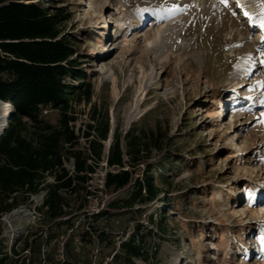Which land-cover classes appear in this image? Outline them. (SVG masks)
Here are the masks:
<instances>
[{"label":"rangeland","instance_id":"1","mask_svg":"<svg viewBox=\"0 0 264 264\" xmlns=\"http://www.w3.org/2000/svg\"><path fill=\"white\" fill-rule=\"evenodd\" d=\"M46 2L42 0L48 6ZM262 4L264 0H227L226 5L220 0L56 2L70 12L64 34L77 39L79 68L93 87L89 103L72 105L80 147H87L83 137L97 114L110 123L105 157L116 134H145L151 150L142 164L130 168L135 179L152 166L160 173L157 166L167 157L175 168L165 173L167 183L156 198L109 225L119 244L138 222L152 229L150 217L156 220L160 211L169 216L167 235L151 243L159 246L158 259L149 264H264ZM173 5L181 10L169 11ZM159 34L165 35L157 44ZM4 108L0 103V126L7 122ZM48 116L56 123V113ZM153 133L162 139L160 149L151 148ZM108 171L104 161L93 176L89 212L125 200L133 191L132 185L107 191ZM46 183H53V177ZM45 195L42 191L16 209L31 214L29 227L19 230L22 215L11 213L6 220L16 232L11 239L20 240L18 248L38 228ZM65 241L56 242L58 261ZM8 249L2 244V250Z\"/></svg>","mask_w":264,"mask_h":264},{"label":"trees","instance_id":"2","mask_svg":"<svg viewBox=\"0 0 264 264\" xmlns=\"http://www.w3.org/2000/svg\"><path fill=\"white\" fill-rule=\"evenodd\" d=\"M56 2L48 0L45 6L42 0H0V102L14 110L0 137V218L46 192L38 209V228L21 240L20 252L13 249L20 257L2 258L0 264H26L27 260L29 264H94L96 249L98 264L109 258L107 264H149L158 259L159 246L151 243L167 235L169 216L160 211L156 220L150 217L152 229L138 222L119 244L109 225L117 218L131 217L136 205L156 198L167 183L165 173L175 168L167 157L157 166L160 173L152 166L135 179L130 168L142 164L151 150L145 134H116L105 157L110 123L97 114L83 137L87 147H80L82 137L74 130L72 105L89 103L93 87L79 68L83 62L77 39L64 34L70 12L57 8ZM50 113L58 115L56 123ZM148 140L151 148H161L156 133ZM70 161L72 174L65 167ZM104 161L109 169L104 188L117 192L132 185L133 191L125 200L89 212L95 196L90 183ZM48 176L53 183H46ZM1 230L0 222V235ZM62 238H66L63 261H58L56 242Z\"/></svg>","mask_w":264,"mask_h":264},{"label":"built area","instance_id":"3","mask_svg":"<svg viewBox=\"0 0 264 264\" xmlns=\"http://www.w3.org/2000/svg\"><path fill=\"white\" fill-rule=\"evenodd\" d=\"M1 105H3L4 107L5 106H10L11 109L13 110V106L11 104H6V103H3V102H0ZM7 126V122L1 124L0 126V137L3 135L4 131H5V128ZM72 162V166L71 167H65L67 168V170L72 174L74 172V165H73V161ZM16 210V209H14ZM12 210L11 212L9 213H5V214H2L1 215V218H0V222H1V235H0V259L2 258H5V257H9V258H13V259H18L20 256H15L14 253H13V249L16 248L18 250V252L21 251V248H18V245H19V241L20 240H16L15 242L13 241V239H11L12 237V233L15 232V230L12 228V226L8 225L6 223V218L14 211ZM4 225V226H3ZM16 233V232H15ZM8 241H10L8 243ZM2 244L6 245L9 247L8 250H2ZM47 251L46 247L43 248V251L42 253L44 254L45 252ZM23 255H27V256H30V253L29 252H24ZM61 259L63 261V244H62V255H61ZM111 261V260H110ZM108 263V262H107ZM105 263V264H107ZM26 264H29V260L26 261Z\"/></svg>","mask_w":264,"mask_h":264},{"label":"bare ground","instance_id":"4","mask_svg":"<svg viewBox=\"0 0 264 264\" xmlns=\"http://www.w3.org/2000/svg\"><path fill=\"white\" fill-rule=\"evenodd\" d=\"M244 2V1H243ZM147 16V15H146ZM143 17H145V16H142V18ZM141 18V19H142ZM140 19V20H141ZM111 21H113V18L111 19ZM117 24L116 25H118V28L119 29H123L124 27H125V25H123L121 22H116ZM110 24H112V25H114L115 23L114 22H111ZM158 26V25H157ZM156 26V27H157ZM167 32V31H166ZM160 33V32H159ZM169 34H171V33H173V32H171V30L168 32ZM163 35V34H162ZM162 35L161 34H159V35H157L156 36V43L157 44H159L160 42H163V37H162ZM165 35V34H164ZM163 35V36H164ZM168 36V35H167ZM248 86V84H245L243 87L244 88H246ZM4 112H5V115L3 114L2 115V119L4 118V121H6L7 120V123L9 122V119H10V117H11V113H12V109H11V107L10 106H5V108H4ZM40 197L41 196H37L36 198H35V202H37L38 203V200L40 199ZM40 202V201H39ZM26 210V209H25ZM25 210H23V209H20V210H14L13 212H12V215L11 216H16V218H17V216H19V215H22V218L21 217H19V218H21V226H20V229L19 230H24L25 228H27V227H29V224H30V222H32L31 221V214H29V212H26ZM30 211V210H29ZM11 216H8V217H11ZM8 217L6 218V220H8ZM16 218H14V219H16ZM12 219V218H11ZM7 222V221H6ZM20 224V223H19ZM18 233V232H17Z\"/></svg>","mask_w":264,"mask_h":264},{"label":"snow or ice","instance_id":"5","mask_svg":"<svg viewBox=\"0 0 264 264\" xmlns=\"http://www.w3.org/2000/svg\"><path fill=\"white\" fill-rule=\"evenodd\" d=\"M221 3H224L225 5L227 4V0H220ZM169 11H180L181 9L178 8L176 5H173L172 8L168 9ZM247 15V13H245ZM261 15H264V4L261 5ZM261 27H264V20H261ZM264 103V101H262ZM264 115V113H262Z\"/></svg>","mask_w":264,"mask_h":264},{"label":"water","instance_id":"6","mask_svg":"<svg viewBox=\"0 0 264 264\" xmlns=\"http://www.w3.org/2000/svg\"><path fill=\"white\" fill-rule=\"evenodd\" d=\"M13 113H14V110H12L11 116L13 115Z\"/></svg>","mask_w":264,"mask_h":264}]
</instances>
